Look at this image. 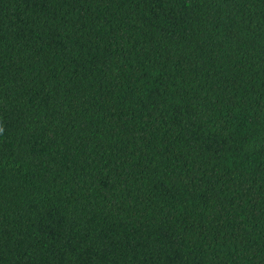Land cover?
Wrapping results in <instances>:
<instances>
[{"label":"trees","instance_id":"trees-1","mask_svg":"<svg viewBox=\"0 0 264 264\" xmlns=\"http://www.w3.org/2000/svg\"><path fill=\"white\" fill-rule=\"evenodd\" d=\"M0 264H264V0H0Z\"/></svg>","mask_w":264,"mask_h":264}]
</instances>
